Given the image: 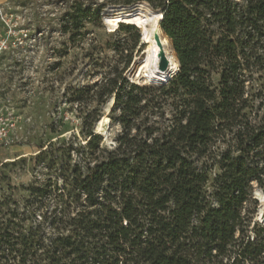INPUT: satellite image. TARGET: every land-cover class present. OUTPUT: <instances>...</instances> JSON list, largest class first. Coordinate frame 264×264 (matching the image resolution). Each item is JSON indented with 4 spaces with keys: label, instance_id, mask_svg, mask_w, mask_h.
Masks as SVG:
<instances>
[{
    "label": "trees",
    "instance_id": "1",
    "mask_svg": "<svg viewBox=\"0 0 264 264\" xmlns=\"http://www.w3.org/2000/svg\"><path fill=\"white\" fill-rule=\"evenodd\" d=\"M140 3L163 13L179 71L144 83V55L131 83L127 57L100 92H73L72 103L113 101L115 147L100 148L103 115L87 114L72 189L46 182L20 208L0 204V264H264V225L248 208L254 185L264 191V0L75 2L61 31L76 44L110 6ZM119 31L142 40L133 24Z\"/></svg>",
    "mask_w": 264,
    "mask_h": 264
},
{
    "label": "rangeland",
    "instance_id": "2",
    "mask_svg": "<svg viewBox=\"0 0 264 264\" xmlns=\"http://www.w3.org/2000/svg\"><path fill=\"white\" fill-rule=\"evenodd\" d=\"M103 1L0 0V42L8 44L0 63V204L4 210L22 207L31 186L51 182L53 189H59L54 194L72 189L73 173L82 158L81 132L111 105L110 98L99 97L90 103H72L73 92L95 84L94 91L100 92L124 68L127 57L132 63L125 76L133 83L131 70L145 55L136 64L135 77L147 83L144 65L152 53L150 45H135L137 35L119 31L120 24L105 25L107 9L100 24L87 25L86 37L76 44L61 31V18L75 2ZM213 79L217 84L218 78ZM263 84L258 80L254 86ZM118 116L108 115L109 119ZM120 132L121 126L111 125L110 119L100 148H114ZM217 172L216 168L212 177ZM248 208L254 212L253 222L257 221L264 210V191L257 185Z\"/></svg>",
    "mask_w": 264,
    "mask_h": 264
},
{
    "label": "bare ground",
    "instance_id": "3",
    "mask_svg": "<svg viewBox=\"0 0 264 264\" xmlns=\"http://www.w3.org/2000/svg\"><path fill=\"white\" fill-rule=\"evenodd\" d=\"M162 14V12L154 11L141 3L131 7L110 6L104 13V23L110 28L118 26V22H124L133 24L141 30L143 42L149 44L152 49V53L144 65L146 81L157 85H164L165 81L173 78L180 69L174 48L160 27ZM163 59L167 62L166 69L161 68ZM112 105L113 101H111L106 114L96 123L97 134H104L106 127L110 124L108 115ZM258 220L264 221V210L261 211Z\"/></svg>",
    "mask_w": 264,
    "mask_h": 264
},
{
    "label": "built area",
    "instance_id": "4",
    "mask_svg": "<svg viewBox=\"0 0 264 264\" xmlns=\"http://www.w3.org/2000/svg\"><path fill=\"white\" fill-rule=\"evenodd\" d=\"M8 49V44L6 41L0 42V63L2 61L3 53ZM2 133L0 132V136Z\"/></svg>",
    "mask_w": 264,
    "mask_h": 264
},
{
    "label": "water",
    "instance_id": "5",
    "mask_svg": "<svg viewBox=\"0 0 264 264\" xmlns=\"http://www.w3.org/2000/svg\"><path fill=\"white\" fill-rule=\"evenodd\" d=\"M162 18H163V14H162L161 20H162ZM161 20H160V21H161ZM141 44H142V45L144 44L143 40L141 41ZM178 61H179V60H178ZM179 66H180V63H179ZM161 68H162V69H166V68H167V62H166L165 59H163V61H162V63H161ZM176 74H177V72H176ZM176 74H175V75H176ZM175 75H174V76H175ZM174 76H173V77H174ZM171 79H172V78L166 80V81H165V84H167ZM263 223H264V222H263Z\"/></svg>",
    "mask_w": 264,
    "mask_h": 264
}]
</instances>
